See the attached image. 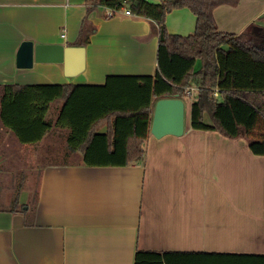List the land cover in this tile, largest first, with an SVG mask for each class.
<instances>
[{"label":"crops","instance_id":"crops-1","mask_svg":"<svg viewBox=\"0 0 264 264\" xmlns=\"http://www.w3.org/2000/svg\"><path fill=\"white\" fill-rule=\"evenodd\" d=\"M88 7L86 0H0V93L4 84L67 87L51 101V128L35 143H21L0 120V189L7 184L13 191H0V204L7 205L0 207V264H134L137 250L170 252V264H264V155L253 154L245 138L194 129L189 119L180 136L156 138L149 126L145 156L136 163L89 166L67 159L82 156L81 147L70 148V127L57 122L73 86L157 70L158 32L149 18ZM213 16L218 30L239 33L264 16V0L221 4ZM85 20L95 30L83 46L82 71L69 76L53 62L17 66L23 41L80 46ZM195 20L180 7L165 25L190 35ZM100 92L82 88L77 98ZM112 118L96 122L93 131L110 132ZM25 164L41 172L32 200L21 195Z\"/></svg>","mask_w":264,"mask_h":264},{"label":"trees","instance_id":"trees-1","mask_svg":"<svg viewBox=\"0 0 264 264\" xmlns=\"http://www.w3.org/2000/svg\"><path fill=\"white\" fill-rule=\"evenodd\" d=\"M238 1L86 0L88 12L97 5L126 6L149 18L158 32V49L154 75L108 76L104 85H75L67 92L57 122L70 127L68 143L72 150L82 148L83 164L124 166L141 161L154 103L172 96L184 99L194 95L192 128L243 137L253 154L264 155V16L239 33L218 30L213 16L216 6ZM180 7L195 14V29L190 35L167 31V14ZM94 30L85 20L77 43L85 46ZM192 87L195 91L190 96L186 91ZM82 88L101 89L100 97L78 99ZM66 91L65 84H4L0 120L21 143H35L51 128L47 118L51 101ZM70 105L76 106L72 113ZM111 116L110 132L93 131L96 122ZM170 254L137 250L134 264H162L163 260L170 264Z\"/></svg>","mask_w":264,"mask_h":264},{"label":"water","instance_id":"water-1","mask_svg":"<svg viewBox=\"0 0 264 264\" xmlns=\"http://www.w3.org/2000/svg\"><path fill=\"white\" fill-rule=\"evenodd\" d=\"M84 61L83 46L23 41L17 51L18 67L30 68L34 62L61 63L65 74L69 76L82 71ZM184 110V100L178 96L157 99L153 107L150 133L156 138L182 135L185 125Z\"/></svg>","mask_w":264,"mask_h":264},{"label":"rangeland","instance_id":"rangeland-1","mask_svg":"<svg viewBox=\"0 0 264 264\" xmlns=\"http://www.w3.org/2000/svg\"><path fill=\"white\" fill-rule=\"evenodd\" d=\"M198 63V61L195 63V65ZM194 93V91H193ZM194 97V95L190 98H186V99H183L184 100V111H185V115H184V122H185V125H188V121L190 119V108L188 107L189 106V101L192 100ZM68 160H72V161H83V157L82 156H73V157H68L67 158ZM24 171L23 172H19V178L22 179V181L24 180V183H23V186H22V193L21 195H29L30 199L29 200H32V198H34L36 196V191H37V186H38V178L40 176V167L39 166H36V165H33V164H25L24 165ZM18 184V183H17ZM4 185V183H3ZM15 188V186H14ZM19 190V184H18V188ZM15 188V190H17ZM0 191L4 194L6 193H13L12 189L11 190H8L7 191V184L4 185V187L2 186ZM26 195V196H27ZM10 203V201H9ZM0 207L2 208H6L7 205H3V204H0Z\"/></svg>","mask_w":264,"mask_h":264},{"label":"built area","instance_id":"built-area-1","mask_svg":"<svg viewBox=\"0 0 264 264\" xmlns=\"http://www.w3.org/2000/svg\"><path fill=\"white\" fill-rule=\"evenodd\" d=\"M120 9H124L126 14L131 13L129 8H126L125 6H122ZM120 9L108 8L107 15L111 16V15L115 14L116 12H118ZM193 91H195V88L192 87V88H189L186 91V93L191 96V95H193ZM214 95H217L216 91L214 92Z\"/></svg>","mask_w":264,"mask_h":264}]
</instances>
